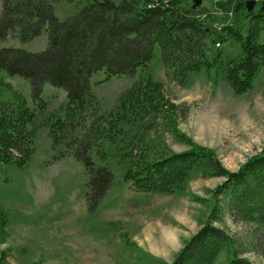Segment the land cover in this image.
Masks as SVG:
<instances>
[{"label":"trees","instance_id":"16d2710c","mask_svg":"<svg viewBox=\"0 0 264 264\" xmlns=\"http://www.w3.org/2000/svg\"><path fill=\"white\" fill-rule=\"evenodd\" d=\"M191 1L2 0L0 42L16 36L26 44L46 34L48 46L41 52L0 48V74L28 80L34 102L32 107L0 76V169L26 167L35 154L36 136L45 128L54 160L72 157L85 166L90 214L98 212L116 180L111 168L96 163L108 160L104 143H125L122 180L139 194L182 193L195 175L222 178L210 198H196L208 214L171 264H253L227 224L264 227V149L238 171L228 170L216 151L179 131L180 106L149 70L159 48L167 77L176 85L185 88L206 74L236 95L248 93L264 69V12L248 11L247 0H220L212 11L194 9ZM61 2L80 8L63 20L56 11ZM229 43L239 47L232 58L217 47ZM100 73L103 83L116 77L139 79L117 108L108 110L93 83ZM46 84L67 92L62 114L46 113ZM7 93L10 97L4 98ZM189 109L184 107L183 118ZM160 123L186 151L149 143L151 130ZM9 222L0 209V247L9 238ZM8 259L9 251L0 248V264Z\"/></svg>","mask_w":264,"mask_h":264},{"label":"rangeland","instance_id":"374dc122","mask_svg":"<svg viewBox=\"0 0 264 264\" xmlns=\"http://www.w3.org/2000/svg\"><path fill=\"white\" fill-rule=\"evenodd\" d=\"M218 1L202 0L199 8L212 11ZM256 1L258 10L264 0ZM79 8L76 4L61 2L56 11L64 20ZM216 26L221 27V24ZM47 46L46 34L26 44L20 43L16 36L0 42V48H24L30 52L44 51ZM217 47L222 48L227 58L239 53V47L233 43ZM149 71L155 80L164 83L167 96L180 106L179 131L198 145L216 151L228 170L238 171L247 159L262 152L264 69L254 88L244 95H236L228 84L215 83L206 74L195 76L185 88L176 85L167 77L159 48ZM0 76L23 92L34 106L28 80L18 76L9 78L6 74ZM104 78L100 73L93 83L105 108L112 110L139 75L116 77L103 83ZM42 96L48 102L46 113H61L67 101L65 90L46 84ZM9 97L8 93L4 95V98ZM185 106L190 109L183 118ZM132 136H129L130 141H133ZM152 141L164 142L176 153L187 150L162 123L151 130L149 143ZM124 145L104 143L108 160L102 163L96 159L98 165L105 164L112 169L116 180L95 214L87 210L85 166L72 157L54 160L45 128L36 136L35 154L26 167L0 169V209L10 220L9 238L0 248L9 251L8 264L173 263L208 214L209 210L196 202V198H210V192L224 180L195 175L186 190L179 194L136 193L122 180L126 166L120 162ZM227 227L246 245V257L253 264H264V227L232 222H228Z\"/></svg>","mask_w":264,"mask_h":264},{"label":"water","instance_id":"95a60500","mask_svg":"<svg viewBox=\"0 0 264 264\" xmlns=\"http://www.w3.org/2000/svg\"><path fill=\"white\" fill-rule=\"evenodd\" d=\"M257 5L256 0H248L246 2V7L248 8V11H253ZM202 6V0H193V8H199ZM260 10L264 12V1L262 2V5L260 7Z\"/></svg>","mask_w":264,"mask_h":264},{"label":"bare ground","instance_id":"6f19581e","mask_svg":"<svg viewBox=\"0 0 264 264\" xmlns=\"http://www.w3.org/2000/svg\"><path fill=\"white\" fill-rule=\"evenodd\" d=\"M219 46V45H218Z\"/></svg>","mask_w":264,"mask_h":264}]
</instances>
